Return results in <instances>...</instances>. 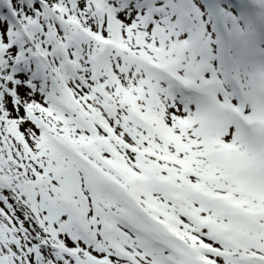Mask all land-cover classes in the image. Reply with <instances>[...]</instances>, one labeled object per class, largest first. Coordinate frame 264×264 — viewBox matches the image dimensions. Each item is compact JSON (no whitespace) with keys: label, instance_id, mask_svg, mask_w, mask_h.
I'll return each instance as SVG.
<instances>
[{"label":"snow or ice","instance_id":"6c2138e0","mask_svg":"<svg viewBox=\"0 0 264 264\" xmlns=\"http://www.w3.org/2000/svg\"><path fill=\"white\" fill-rule=\"evenodd\" d=\"M0 264H264V0H0Z\"/></svg>","mask_w":264,"mask_h":264}]
</instances>
